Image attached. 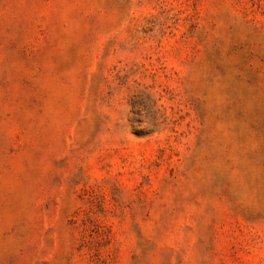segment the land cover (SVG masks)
Wrapping results in <instances>:
<instances>
[{
    "label": "rangeland",
    "instance_id": "1",
    "mask_svg": "<svg viewBox=\"0 0 264 264\" xmlns=\"http://www.w3.org/2000/svg\"><path fill=\"white\" fill-rule=\"evenodd\" d=\"M0 264H264V0H0Z\"/></svg>",
    "mask_w": 264,
    "mask_h": 264
}]
</instances>
